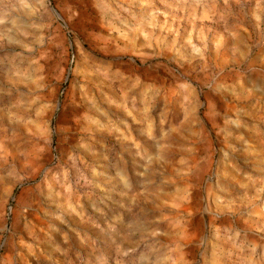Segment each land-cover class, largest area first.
<instances>
[{
	"label": "rangeland",
	"instance_id": "1",
	"mask_svg": "<svg viewBox=\"0 0 264 264\" xmlns=\"http://www.w3.org/2000/svg\"><path fill=\"white\" fill-rule=\"evenodd\" d=\"M0 264H264V0H0Z\"/></svg>",
	"mask_w": 264,
	"mask_h": 264
}]
</instances>
